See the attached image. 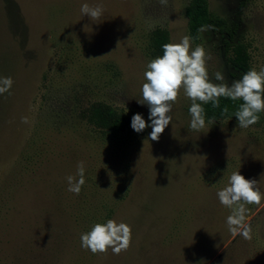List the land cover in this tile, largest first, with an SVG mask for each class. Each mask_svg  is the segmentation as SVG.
Listing matches in <instances>:
<instances>
[{
	"label": "rangeland",
	"instance_id": "374dc122",
	"mask_svg": "<svg viewBox=\"0 0 264 264\" xmlns=\"http://www.w3.org/2000/svg\"><path fill=\"white\" fill-rule=\"evenodd\" d=\"M187 1L0 0V77L13 80L0 95V264H264V199L246 205L245 240L231 236L230 210L216 195L236 171L264 193V112L248 128L205 118L193 131L181 89L158 141L148 139L151 127L137 133L130 123L114 133L84 115L103 102L150 123L138 100L157 57L151 34L164 28L170 43L189 35ZM85 3L102 6V16L83 15ZM208 5L237 25L251 68H264V0ZM201 29L192 48H205L213 82L221 70L231 85L241 75L226 59L223 34ZM80 161L85 184L76 195L66 177ZM109 219L130 225L127 251L83 249L81 234Z\"/></svg>",
	"mask_w": 264,
	"mask_h": 264
},
{
	"label": "clouds",
	"instance_id": "9594fccd",
	"mask_svg": "<svg viewBox=\"0 0 264 264\" xmlns=\"http://www.w3.org/2000/svg\"><path fill=\"white\" fill-rule=\"evenodd\" d=\"M167 6L168 0H159ZM81 13L91 20H98L103 14L102 6L81 5ZM207 29H201L206 31ZM163 54L150 60L144 72L145 81L141 87V99L138 103L149 109L148 123L140 113L131 118V127L137 133L151 127L148 139L158 141L165 128L172 122V106L177 102L183 89L184 95L191 101L188 109L191 120L190 129L200 131L205 128V109L203 104L211 103L219 107L220 98L242 101L234 113L241 128H248L259 122V113L264 112V68L259 71L250 69L231 85L225 81L224 73L218 70L213 82L207 69V56L203 45L192 48V38L183 36L179 42L162 45ZM13 80L0 77V95L10 94ZM227 112V108L224 109ZM28 123L27 117H22ZM78 177V179H77ZM68 191L79 195L85 184V165L80 161L76 176L66 177ZM258 181L246 179L240 171L233 172L228 184L216 193L221 205L230 210L226 218L228 230L233 239L238 235L245 240L252 239V228L247 223L246 205H260L264 193L259 189ZM132 231L130 225L109 219L106 223L94 224L88 232L80 236L81 247L93 254L107 253L109 248L114 255L127 251L131 245Z\"/></svg>",
	"mask_w": 264,
	"mask_h": 264
},
{
	"label": "trees",
	"instance_id": "16d2710c",
	"mask_svg": "<svg viewBox=\"0 0 264 264\" xmlns=\"http://www.w3.org/2000/svg\"><path fill=\"white\" fill-rule=\"evenodd\" d=\"M184 14L187 18L188 34L193 40L199 38L201 28L209 27L216 34H223V52L227 61L240 70V75L249 71L250 53L247 44L236 42L237 25L216 15L209 9L208 0H188ZM151 43L154 54H163L162 45L170 43L166 29L156 28L151 34ZM242 101H232L229 98H220L219 107H213L211 103L203 104L205 118L221 120L235 118L234 113ZM227 108V112L224 109ZM84 115L91 124L111 132H119L131 123V118L124 113L118 112L103 102H92L84 111ZM259 115V114H258ZM237 120V119H236Z\"/></svg>",
	"mask_w": 264,
	"mask_h": 264
}]
</instances>
